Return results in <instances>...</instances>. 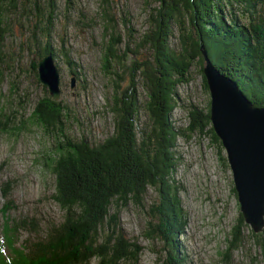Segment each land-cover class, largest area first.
<instances>
[{"label":"trees","instance_id":"obj_1","mask_svg":"<svg viewBox=\"0 0 264 264\" xmlns=\"http://www.w3.org/2000/svg\"><path fill=\"white\" fill-rule=\"evenodd\" d=\"M155 1L158 6L149 14L152 26L142 41L151 55L132 63L134 70L129 74L127 88L120 86L124 77L112 71L120 62L116 48L122 39L112 33L113 25L104 14L112 30L102 53V70L111 86L106 106L113 131L102 143L93 146L83 139L72 140L64 129L69 120L67 107L51 98L45 87L44 96L35 103L29 117L19 123L16 114L0 111L4 119L0 120V133L18 136L36 126L54 137L55 146L46 158V166L54 176L51 201L64 214L62 221L51 224L43 237L22 239L24 232L36 233L37 223L33 218H10L14 209L9 199L11 184H5L0 208V264H138L143 248L126 238L119 215L128 204L143 207L149 189L156 192L158 202L147 210L143 237L164 242L175 264L183 260L178 257V240L187 222L174 180L177 138L210 134L220 150L222 146L212 130L209 107L192 106L184 132L174 126L176 89L190 81V68L198 64L202 87L207 91L202 74L203 50L213 67L234 81L254 107L264 108V0ZM18 2L0 0V40L5 32L1 26L7 24L5 16L16 14ZM233 5L246 18L242 26L232 17ZM55 10V0H50L47 25L39 31V36L45 37V46H36L39 58L50 54L56 59L50 40ZM173 27L178 31V50L170 46ZM31 66L36 72V63ZM123 66L120 62V70L126 72ZM72 76L78 77L75 72ZM3 78L1 70L0 83ZM138 78L145 88L143 107L148 119V124L139 128ZM222 160L225 162L223 157ZM245 227L239 213L238 224L231 231V239H227L224 264H229L231 252L244 242ZM249 238L264 262V230L250 233Z\"/></svg>","mask_w":264,"mask_h":264},{"label":"rangeland","instance_id":"obj_2","mask_svg":"<svg viewBox=\"0 0 264 264\" xmlns=\"http://www.w3.org/2000/svg\"><path fill=\"white\" fill-rule=\"evenodd\" d=\"M49 2L19 0L16 14L7 13V24L1 26L5 32L0 40V71L4 74L0 83V111L16 114L17 123L28 118L35 103L44 96V86L39 83L37 69L34 72L31 63L35 62L37 68L38 60L43 58L36 54V46H45V37H40L39 31L47 25ZM157 6L155 0H55L50 40L56 59L52 57V60L60 74L58 100L67 107L69 116L64 129L72 140L83 139L96 146L113 131L112 116L106 106L111 86L102 70V53L112 31L110 22L114 28L112 33L122 39L116 50L127 69L121 71L119 62L112 71L124 77L120 86L127 88L129 74L134 70L132 63L144 61L151 55V50L142 41L152 26L149 14ZM232 10V17L242 26L246 18L235 5ZM38 13L43 18H37ZM105 13L110 22L104 18ZM171 37L170 46L178 50L175 27ZM74 72L78 77L72 76ZM189 77L188 83L176 89L177 107L172 120L180 133L188 126V112L192 106L205 109L210 105L208 87L207 91L203 90L198 64L191 66ZM72 78L75 79L73 89L70 87ZM136 89L140 107L139 128L148 124L143 107L145 88L140 78ZM0 120L4 121L1 115ZM54 146V137L36 126L18 136L0 133V208L4 204L2 190L5 184H11L9 199L14 209L10 211V218H33L37 223L36 233L24 232L22 239L43 237L51 224L62 221L63 212L51 201L54 176L46 166V158ZM218 146L212 142L210 134L178 136L176 141L178 163L174 180L187 222L178 240V257L183 259L178 260L180 264H224L227 239H231V231L238 224L240 211L233 192L232 173L224 149L221 147L220 150ZM155 202H158V196L149 189L143 207L128 204L120 212V228L126 238L143 248L138 264H175L169 259L164 242L158 239L148 241L143 237L147 210ZM250 233L259 234L246 225L242 233L244 242L231 252L229 264H264L259 250L249 238Z\"/></svg>","mask_w":264,"mask_h":264},{"label":"water","instance_id":"obj_3","mask_svg":"<svg viewBox=\"0 0 264 264\" xmlns=\"http://www.w3.org/2000/svg\"><path fill=\"white\" fill-rule=\"evenodd\" d=\"M203 76L210 94L209 117L232 173L240 214L255 233L264 229V108L253 107L237 85L210 63L205 51ZM39 82L58 100L60 74L46 55L37 62ZM75 79H71V89Z\"/></svg>","mask_w":264,"mask_h":264}]
</instances>
